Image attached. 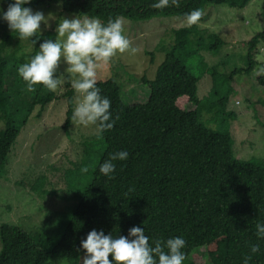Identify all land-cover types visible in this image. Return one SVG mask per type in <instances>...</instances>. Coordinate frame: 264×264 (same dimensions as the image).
Wrapping results in <instances>:
<instances>
[{
  "label": "trees",
  "instance_id": "trees-1",
  "mask_svg": "<svg viewBox=\"0 0 264 264\" xmlns=\"http://www.w3.org/2000/svg\"><path fill=\"white\" fill-rule=\"evenodd\" d=\"M250 1L179 0L178 6H173L169 0L168 6L155 8L152 5L157 0H31L27 6L58 3L63 12L95 17L103 23L116 17L133 22L158 17L188 21L186 14L193 9L202 13L206 6L220 4L243 9ZM260 14L264 18V8ZM200 20L201 15L189 27L174 30L154 78H139L148 90L144 102L125 103L117 75L96 81L100 94L108 97L109 112L116 119L113 128L99 137L104 149L90 183L60 235L52 243L46 241L45 248L42 241L18 226L0 224V264H79L83 256L79 242L89 230L126 236L133 226L145 229L150 244L157 239L182 236L185 240L182 264H189L186 260L201 247L205 248L210 264H241L248 245L258 242L254 235L256 221L264 220V167L236 158L230 134L212 131L199 120L198 107L194 104L199 78L186 65L192 56L190 44L195 43L198 48L201 40L197 36L190 39L191 35L200 33L196 26ZM44 39H48L46 34H38L35 43H29L30 50L18 46L9 55L5 50L18 38L11 32L0 38V123L3 124L0 176L33 110L39 107L36 115L39 117L58 98L54 91L38 84L29 91L22 80L19 90L30 92L31 97L22 103L21 116L13 109L19 101L12 92L15 84L10 77L39 50ZM259 43H264V29L247 41L248 66L240 71L250 72L254 68ZM222 44L220 37L212 34L205 49L210 52ZM215 68L207 65L212 78ZM256 83L264 100V74L256 77ZM63 97L66 111L62 127L66 129L73 118L71 86ZM185 104H194V109H185ZM118 150H126L129 155L125 161L114 162L116 169L108 180L99 174L98 166L109 153ZM259 243L260 251L249 264H264V241Z\"/></svg>",
  "mask_w": 264,
  "mask_h": 264
},
{
  "label": "rangeland",
  "instance_id": "rangeland-1",
  "mask_svg": "<svg viewBox=\"0 0 264 264\" xmlns=\"http://www.w3.org/2000/svg\"><path fill=\"white\" fill-rule=\"evenodd\" d=\"M6 3L7 0L0 3V9ZM263 8L264 0H251L243 9L226 4L206 6L201 20L196 23L200 33L190 36L191 40L195 36L201 40L198 48L195 43L190 44L192 56L186 65L189 72L199 78L194 104L198 107L200 122L212 131L228 132L234 156L261 167H264V100L256 77L264 74V43L256 47L254 68L250 72L240 70L248 66L247 41L264 29V18L260 14ZM31 9L46 15L39 34H46L48 39H60L55 28L61 18H84L63 12L58 3ZM121 23L129 48L135 51L117 53L107 64H100L96 81L117 75L122 83V100L127 104L141 103L147 99L148 90L139 78H154L164 52L170 47L173 31L189 27L191 23L178 17H158L144 22L121 19ZM7 33L10 31L5 22L0 21V38ZM212 34L220 37L223 44L209 52L205 47ZM18 46L24 51L31 48L27 41L18 39L4 53L10 55ZM195 49L200 51L196 53ZM207 65L216 66L215 78L207 72ZM12 75L10 80L15 84L12 92L19 101L13 109L21 116L22 103L29 101L31 94L19 90L22 78L18 72ZM53 78L59 80L54 91L58 98L48 104L39 117L36 116L39 107L33 110L0 176V224L18 226L42 241L44 248V243L54 242L69 221L104 149L94 126L80 125L72 118L66 129L62 127L66 111L63 93L74 79L62 57ZM78 99L73 90V110ZM194 104H185V109L193 110ZM186 262L210 264L204 247L194 251Z\"/></svg>",
  "mask_w": 264,
  "mask_h": 264
},
{
  "label": "clouds",
  "instance_id": "clouds-1",
  "mask_svg": "<svg viewBox=\"0 0 264 264\" xmlns=\"http://www.w3.org/2000/svg\"><path fill=\"white\" fill-rule=\"evenodd\" d=\"M178 6L179 0H170ZM4 3V0H0ZM31 0H7L6 6L0 9V21L5 22L8 30L15 33L19 40L35 43L46 15L39 10H32ZM169 0H157L152 7L168 6ZM199 9L186 14L189 23H195L200 17ZM60 39H44L39 50L27 63L17 69L18 75L25 82L29 91L34 85H41L48 91H56L59 80L53 78L61 57L74 74L71 88L78 96L73 110V119L83 126H94L96 136L113 128L116 117L109 112L110 101L102 96L97 87L96 69L100 64H107L117 53H124L129 48V40L123 34L121 18H109L106 22L92 17L61 18L55 28ZM126 150L108 154L98 166L100 175L110 180L116 169V161L128 158ZM86 170V169H82ZM257 243L248 245V251L241 258V264H249L253 255L259 253L264 241V220H257L254 226ZM185 240L182 236H173L161 241L149 243V237L142 226L128 229L127 235L113 236L95 229L89 230L79 242L83 251L80 264H182L185 258L182 249ZM111 257V259H109Z\"/></svg>",
  "mask_w": 264,
  "mask_h": 264
}]
</instances>
